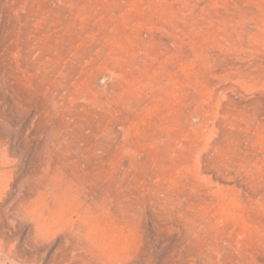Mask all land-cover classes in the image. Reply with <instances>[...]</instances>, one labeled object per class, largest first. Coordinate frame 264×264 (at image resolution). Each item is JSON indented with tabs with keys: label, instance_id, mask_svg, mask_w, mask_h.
<instances>
[{
	"label": "rangeland",
	"instance_id": "1",
	"mask_svg": "<svg viewBox=\"0 0 264 264\" xmlns=\"http://www.w3.org/2000/svg\"><path fill=\"white\" fill-rule=\"evenodd\" d=\"M0 264H264V0H0Z\"/></svg>",
	"mask_w": 264,
	"mask_h": 264
}]
</instances>
